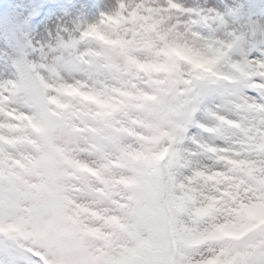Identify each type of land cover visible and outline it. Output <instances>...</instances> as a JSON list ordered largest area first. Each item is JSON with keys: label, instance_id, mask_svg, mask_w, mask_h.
<instances>
[{"label": "clouds", "instance_id": "1", "mask_svg": "<svg viewBox=\"0 0 264 264\" xmlns=\"http://www.w3.org/2000/svg\"><path fill=\"white\" fill-rule=\"evenodd\" d=\"M44 152L95 264L131 255L133 200L166 264H236L264 230V0H6L0 164ZM7 234L50 244L22 207Z\"/></svg>", "mask_w": 264, "mask_h": 264}, {"label": "snow or ice", "instance_id": "2", "mask_svg": "<svg viewBox=\"0 0 264 264\" xmlns=\"http://www.w3.org/2000/svg\"><path fill=\"white\" fill-rule=\"evenodd\" d=\"M39 9L34 8V16ZM22 23L13 22V27L22 28ZM40 174L39 180L30 177ZM54 159L44 152L30 167L12 169L0 164V221L6 209L22 207L34 216L43 218L50 244L19 253L13 246L10 234L0 236V256L4 264H95L79 235L75 221L66 214L61 189L53 179ZM128 230L135 240V248L125 264H166V257L159 250L158 228L153 221L147 227L145 218L135 200L128 205ZM236 264H264V230L256 229L238 242ZM33 253H35L33 255Z\"/></svg>", "mask_w": 264, "mask_h": 264}, {"label": "rangeland", "instance_id": "3", "mask_svg": "<svg viewBox=\"0 0 264 264\" xmlns=\"http://www.w3.org/2000/svg\"><path fill=\"white\" fill-rule=\"evenodd\" d=\"M8 3L13 2V0H7ZM5 4L6 0H0V17L5 15Z\"/></svg>", "mask_w": 264, "mask_h": 264}]
</instances>
